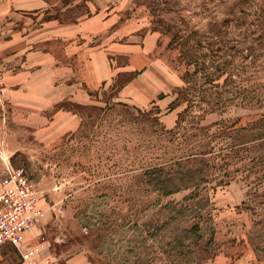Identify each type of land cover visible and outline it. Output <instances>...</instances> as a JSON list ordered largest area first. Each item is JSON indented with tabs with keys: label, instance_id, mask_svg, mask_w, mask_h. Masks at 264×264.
Returning <instances> with one entry per match:
<instances>
[{
	"label": "rangeland",
	"instance_id": "1",
	"mask_svg": "<svg viewBox=\"0 0 264 264\" xmlns=\"http://www.w3.org/2000/svg\"><path fill=\"white\" fill-rule=\"evenodd\" d=\"M202 162V240L172 251L146 231L192 191L150 175ZM18 169L56 264H264V0H0V180Z\"/></svg>",
	"mask_w": 264,
	"mask_h": 264
},
{
	"label": "trees",
	"instance_id": "2",
	"mask_svg": "<svg viewBox=\"0 0 264 264\" xmlns=\"http://www.w3.org/2000/svg\"><path fill=\"white\" fill-rule=\"evenodd\" d=\"M150 184L155 191H160L165 195H172L182 191L191 190V194L183 203L167 205V223L164 225H151L146 231L151 238L157 242L165 240L166 246L172 251L189 250L195 245L198 246L202 240L201 219L210 206V200L203 193L206 184L209 182V165L202 162L195 168L175 167L168 171L158 169L151 173ZM191 201L194 204L190 205ZM161 211V210H160ZM200 219L199 222L191 223L192 220Z\"/></svg>",
	"mask_w": 264,
	"mask_h": 264
},
{
	"label": "built area",
	"instance_id": "3",
	"mask_svg": "<svg viewBox=\"0 0 264 264\" xmlns=\"http://www.w3.org/2000/svg\"><path fill=\"white\" fill-rule=\"evenodd\" d=\"M45 214L34 182L23 170H14L0 180V254L14 246L20 264H56L42 243H31L29 233Z\"/></svg>",
	"mask_w": 264,
	"mask_h": 264
},
{
	"label": "crops",
	"instance_id": "4",
	"mask_svg": "<svg viewBox=\"0 0 264 264\" xmlns=\"http://www.w3.org/2000/svg\"><path fill=\"white\" fill-rule=\"evenodd\" d=\"M30 234V233H29ZM28 237H29V235H28Z\"/></svg>",
	"mask_w": 264,
	"mask_h": 264
}]
</instances>
